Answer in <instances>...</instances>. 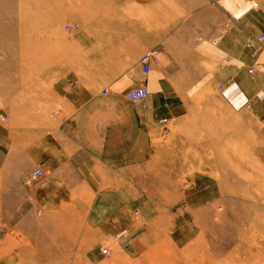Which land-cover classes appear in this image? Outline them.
I'll list each match as a JSON object with an SVG mask.
<instances>
[{
	"label": "crops",
	"instance_id": "crops-1",
	"mask_svg": "<svg viewBox=\"0 0 264 264\" xmlns=\"http://www.w3.org/2000/svg\"><path fill=\"white\" fill-rule=\"evenodd\" d=\"M70 22L54 78L5 93L3 264H106L159 232L180 248L239 240L245 224L231 230L220 210L231 215L239 184L264 182V162L251 177L216 152L234 149L238 124L264 141V0H84ZM139 86L146 98L130 100Z\"/></svg>",
	"mask_w": 264,
	"mask_h": 264
},
{
	"label": "rangeland",
	"instance_id": "rangeland-1",
	"mask_svg": "<svg viewBox=\"0 0 264 264\" xmlns=\"http://www.w3.org/2000/svg\"><path fill=\"white\" fill-rule=\"evenodd\" d=\"M83 3L84 0H0V114L9 117L4 110V101L11 82L26 88L41 85L46 76L52 79L57 73L47 70L53 62H67V34L69 29L79 26V23L70 21L82 13ZM9 122L10 117L6 122L0 121V125ZM243 127L238 124L236 135L230 139L234 149L216 153L225 162H247L251 167V177H254L261 173L264 141L252 127L247 131ZM235 166L238 174L244 173L243 165L236 163ZM255 179L239 184L237 189L240 192L233 198L234 204L230 205L231 215L227 214V203L220 210L221 222L228 218L233 220L232 224L229 222L230 228L235 226L237 229L241 222L245 224L247 232L232 244L212 247L211 240L204 237L180 248L159 232L156 246L145 248L139 256L128 259L120 256L117 261L106 264H264V233H260L264 228V215L260 214V208H264V182ZM1 202L0 199V205ZM239 208L245 215H239ZM244 218L247 220L243 221ZM4 224V215L0 213V264H3L5 253ZM259 237L263 238L262 242Z\"/></svg>",
	"mask_w": 264,
	"mask_h": 264
},
{
	"label": "built area",
	"instance_id": "built-area-1",
	"mask_svg": "<svg viewBox=\"0 0 264 264\" xmlns=\"http://www.w3.org/2000/svg\"><path fill=\"white\" fill-rule=\"evenodd\" d=\"M262 38H263V35H260L258 37V41L262 40ZM246 44L250 47L253 46L252 40L247 41ZM257 53H258V49L255 48L254 54H257ZM140 62L142 64L143 72L145 74H147V73H149V71L151 70V68L153 66L158 65L160 63V55L158 54V51H156V50L148 51V52L141 55ZM255 69L253 68L252 71H254ZM107 93H108V91L104 90V94H107ZM147 93H148L147 88L145 86H139V87H136V88L130 90L127 93V97L133 101H142L146 98ZM8 119H9V117L6 114H0V121L6 122ZM43 175H44V171L42 169H38L31 175L30 179H36V178L41 177ZM103 252L105 254H108L109 249L104 248Z\"/></svg>",
	"mask_w": 264,
	"mask_h": 264
}]
</instances>
